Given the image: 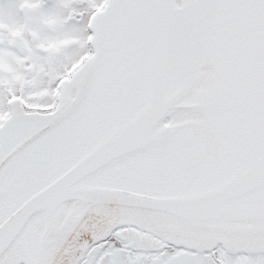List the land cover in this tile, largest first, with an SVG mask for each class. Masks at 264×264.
I'll list each match as a JSON object with an SVG mask.
<instances>
[{
  "label": "snow or ice",
  "instance_id": "1",
  "mask_svg": "<svg viewBox=\"0 0 264 264\" xmlns=\"http://www.w3.org/2000/svg\"><path fill=\"white\" fill-rule=\"evenodd\" d=\"M0 264H264V0H0Z\"/></svg>",
  "mask_w": 264,
  "mask_h": 264
}]
</instances>
